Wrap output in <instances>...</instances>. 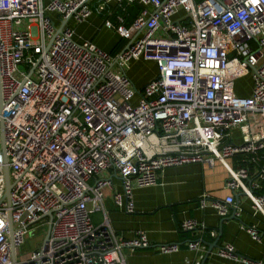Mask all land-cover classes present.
Masks as SVG:
<instances>
[{"label":"built area","instance_id":"2783aa9c","mask_svg":"<svg viewBox=\"0 0 264 264\" xmlns=\"http://www.w3.org/2000/svg\"><path fill=\"white\" fill-rule=\"evenodd\" d=\"M113 1L139 7L134 39L115 55L78 41L67 25L105 13ZM104 26L113 29L110 21ZM140 61L156 67L141 90L127 75ZM247 76L250 95L240 96L236 84ZM1 129L0 264H13L11 246L16 258L44 226L46 243L15 264H126L125 251L150 243L144 232L116 235L105 216L93 224L104 190L133 214L135 188L154 186L165 169L188 164L231 162L228 195L203 194L200 209L225 218L241 192L254 214L264 215V0H96L94 7L88 0H0V141ZM180 230L195 232L185 247L201 264L205 226L187 219ZM245 230L259 241L255 226ZM156 250L169 255L180 246ZM213 255L264 264L231 244Z\"/></svg>","mask_w":264,"mask_h":264},{"label":"crops","instance_id":"0c3cea01","mask_svg":"<svg viewBox=\"0 0 264 264\" xmlns=\"http://www.w3.org/2000/svg\"><path fill=\"white\" fill-rule=\"evenodd\" d=\"M44 1L46 3L49 0ZM88 2L91 7L96 5V0ZM136 6H125L124 2L113 1L107 5L105 13H95L81 23L68 21L67 25L74 30L78 41H90L115 55L126 49L135 37L131 24L139 13ZM119 16L123 18V25L117 23ZM52 18L56 20V17ZM106 21L112 23L113 29L104 26ZM137 66L150 69V73L143 77L132 74L136 84L130 78L133 85L141 90L155 76L156 67L153 63L141 61L132 63L130 67ZM249 95L250 90L243 96ZM225 165L230 167L231 162ZM225 165L216 161L212 167L188 164L165 169L157 175L156 185L133 190V214L118 209L113 203V191L105 189L102 210L91 215L92 222L99 226L105 216L114 233L124 239H131L137 232L145 233L149 248L125 251L126 264H194L197 254L187 250L185 244L192 241L196 234L180 230L181 222L187 219L197 220L205 226L201 239L208 247L217 240L204 264H234L213 255L216 248L223 244L233 245L240 255L264 262V215L254 214L246 195L241 192L237 194L236 205L225 218H219L211 207L199 208L198 200L203 194H207L210 200H220L228 195L225 182L229 174ZM119 183L114 180V189H119ZM249 226L257 228L259 241L252 240L248 235L245 227ZM209 231H216V238L212 239ZM163 244H178L180 250L174 254H160L156 249Z\"/></svg>","mask_w":264,"mask_h":264},{"label":"rangeland","instance_id":"374dc122","mask_svg":"<svg viewBox=\"0 0 264 264\" xmlns=\"http://www.w3.org/2000/svg\"><path fill=\"white\" fill-rule=\"evenodd\" d=\"M148 69L149 68L141 67V66L132 67V68L130 67L127 73L128 74L131 73V75L129 76L134 82V84H136V80L134 79L132 74H135L138 77L140 76L143 77L150 73V69L149 70ZM250 86H251V80L250 77L247 76L241 79L240 81H238V83L236 84V91L240 96L246 95L250 90ZM0 146H1V141H0ZM46 232H47V226H44L42 228L34 229L30 233L28 239H26L25 241V244L16 253L17 263H20L21 261L26 259L36 247L42 245Z\"/></svg>","mask_w":264,"mask_h":264},{"label":"water","instance_id":"95a60500","mask_svg":"<svg viewBox=\"0 0 264 264\" xmlns=\"http://www.w3.org/2000/svg\"><path fill=\"white\" fill-rule=\"evenodd\" d=\"M66 23H67V22L64 21V22L62 23L61 27H63ZM60 30H61V28L58 30V32H60ZM2 137H3V131H2V129H1V146H2V149H3V151H4V143H3ZM4 176H5V199H6L7 202H8V200H9V192H10V189H11V184H10V179H9L8 168H7L6 166H5V168H4ZM238 197H239V195H236V196H235V199L238 200ZM233 209H234V208H233ZM233 209H232V210H233ZM225 220H226V219H225ZM219 231H221V228H220ZM11 236H12V225H11V222H9V237H10V239H11ZM46 241H47V236H45V238H44V240H43V243H46ZM216 244H217V240H216L214 243H212L211 245H209V247H208V249H207V252H206V254H205V256H204V259H203V261L201 262V264H204V263L206 262L208 256L210 255V253H211V251H212V248L215 247ZM11 247H12V248H11V251H12V252H11V259H12V263L15 264V263H16L15 251H14L13 246H11Z\"/></svg>","mask_w":264,"mask_h":264},{"label":"trees","instance_id":"16d2710c","mask_svg":"<svg viewBox=\"0 0 264 264\" xmlns=\"http://www.w3.org/2000/svg\"><path fill=\"white\" fill-rule=\"evenodd\" d=\"M135 7V6H134ZM137 7V6H136ZM139 8V7H138ZM263 191H264V187H263Z\"/></svg>","mask_w":264,"mask_h":264}]
</instances>
